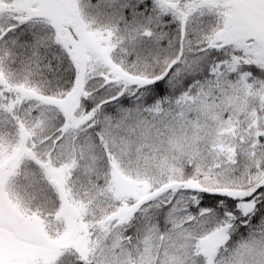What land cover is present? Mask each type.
Returning <instances> with one entry per match:
<instances>
[{"label": "snow or ice", "instance_id": "obj_1", "mask_svg": "<svg viewBox=\"0 0 264 264\" xmlns=\"http://www.w3.org/2000/svg\"><path fill=\"white\" fill-rule=\"evenodd\" d=\"M0 264H264V0H0Z\"/></svg>", "mask_w": 264, "mask_h": 264}]
</instances>
